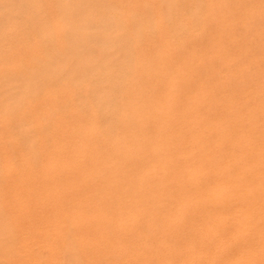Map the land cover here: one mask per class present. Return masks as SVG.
<instances>
[{
  "label": "bare ground",
  "instance_id": "obj_1",
  "mask_svg": "<svg viewBox=\"0 0 264 264\" xmlns=\"http://www.w3.org/2000/svg\"><path fill=\"white\" fill-rule=\"evenodd\" d=\"M53 2L0 34V264H264V61L225 1Z\"/></svg>",
  "mask_w": 264,
  "mask_h": 264
},
{
  "label": "rangeland",
  "instance_id": "obj_2",
  "mask_svg": "<svg viewBox=\"0 0 264 264\" xmlns=\"http://www.w3.org/2000/svg\"><path fill=\"white\" fill-rule=\"evenodd\" d=\"M15 1V2H14ZM27 0H24V3L26 2ZM223 1H225L224 3H221V8H220V12H221V15H220V20L221 21H224V22H221V24H222V26H226V28L228 29L229 27H230V29H228L229 31H228V34H227V32H225L224 34H223V39L224 40H226L227 39V36H228V39L230 40V44L233 46V45H236L238 42V45L237 46H234L233 48L231 47V49H230V51H229V54L231 53V54H234V48H240V54H239V56H238V59L240 60V61H243L244 59V61H246L247 59L249 60V59H251L250 57H253V59H259V60H262V61H264V0H223ZM23 2V0H20V2H19V0L18 1H16V0H13V1H11V3H13L12 5H13V7H14V12L13 13H16V15L17 16H14V17H12L13 19H10L9 21L7 20L6 22L4 21V23L2 24V25H0V34L2 33V31L3 30H7V29H9L10 28V26L11 25H14L15 27H16V30L14 31L15 33V35H16V39H17V37L19 38V40H22V39H27L29 36H31V34H32V30L31 31H29V29H27V28H25V15L23 14V10L21 9L22 8V6H24L23 4L24 3H22ZM38 2H41V3H44V5L45 6H49L47 9H48V11L51 13V14H48V12H47V14H48V16H50V17H56V16H58V14H55V12L57 13V11L56 10H54V8L52 7V5H54V4H52L51 5V3L53 2V0H49V1H47V0H38ZM11 3L9 4L8 2H7V0H0V17L2 16V14L5 16L6 14L8 15V13H6V12H9V8L8 7H10L11 6ZM49 3V4H48ZM54 3V2H53ZM228 3V4H227ZM6 6V8L8 9V10H6V8H5V6ZM17 5V6H16ZM51 5V6H50ZM216 5V4H215ZM224 5H226V6H224ZM2 6H4V7H2ZM8 6V7H7ZM224 6V7H223ZM12 6L10 7V9L12 10V8H13ZM50 7H52L53 8V10H52V8H50ZM209 7H210V5H208V6H205V12H207V16L208 15H210V12H211V10H209L208 11V9H209ZM225 7H226V9H225ZM3 8H5V9H3ZM207 8V9H206ZM5 12V13H2L3 11ZM53 11V12H52ZM215 11H217V10H215ZM225 11V12H224ZM209 12V13H208ZM227 12V13H226ZM226 13V14H225ZM52 14H53V16H52ZM212 14V13H211ZM215 14V13H214ZM222 14H224V16H222ZM6 15V16H7ZM205 16H206V13H205ZM226 16V17H225ZM228 16V17H227ZM8 17V16H7ZM17 17H20L19 19L17 18ZM233 17H235L234 19H233ZM210 18H212V17H209V21H210ZM227 18V19H226ZM224 19H226V20H224ZM230 21H229V20ZM231 21H232V23H233V25L234 26H232V25H230L231 24ZM211 22V21H210ZM210 22H208L207 23V25H208V28L210 27H212V26H215V24H213V23H210ZM15 23V24H14ZM213 24V25H212ZM225 24V25H224ZM236 24V25H235ZM212 25V26H211ZM228 25V26H227ZM235 27V28H234ZM239 29H238V28ZM245 27H247V28H245ZM212 28H214V27H212ZM237 28V30H235ZM244 29V30H243ZM246 29H248L249 31H251V32H249V34L247 35V33H248V30H246ZM257 29V30H256ZM261 29V30H260ZM232 30V31H231ZM247 32H246V31ZM253 30V31H252ZM234 31V32H233ZM235 31H238V33H240V32H242L243 33V31H245L243 34H244V36L240 33V36H239V34L237 33V32H235ZM258 31V33H256ZM262 31V32H261ZM208 33L209 31H207V30H205V33ZM31 33V34H30ZM206 33V34H207ZM238 35H237V34ZM252 35H251V34ZM253 33H254V35H253ZM263 33V34H262ZM206 34H205V36H206ZM232 34V35H231ZM246 34V35H245ZM225 35V36H224ZM256 35V36H255ZM258 35V36H257ZM239 36V37H238ZM242 36V37H241ZM247 36V37H246ZM248 36L250 37L249 39H248ZM260 36V37H259ZM207 38H206V42H205V45L207 46V44H208V41H209V44H208V46H207V48H210L209 47V45L211 44L210 43V36H209V33H208V35L206 36ZM245 37V38H244ZM256 39H255V38ZM231 38V39H230ZM237 38H238V40H237ZM240 38V39H239ZM252 38V40H250ZM260 38V39H259ZM244 39V40H243ZM223 40V41H224ZM235 40H236V42H235ZM243 42H242V41ZM247 40V41H246ZM252 42V43H250V41ZM257 40V41H256ZM262 42H261V41ZM233 41V42H232ZM238 41V42H237ZM245 41V42H244ZM256 41V42H255ZM259 41V42H258ZM261 42V43H260ZM232 43H234V44H232ZM242 43V44H241ZM247 43V44H246ZM263 43V44H262ZM49 45H50V47H46L45 49H46V52H50V51H52L53 49H52V44L51 43H48ZM47 44V45H48ZM253 44V45H252ZM13 45H15V43L13 44ZM16 45H17V42H16ZM247 45V46H246ZM258 45V46H257ZM242 46V47H241ZM243 46H244V48H243ZM260 47V48H259ZM263 47V48H262ZM54 48V47H53ZM253 48V49H252ZM50 49V50H49ZM260 49V51H258ZM4 51V50H3ZM251 51V52H250ZM233 52V53H232ZM253 53V56L251 55ZM256 53H258V54H256ZM259 53H260V55H259ZM245 55V56H244ZM247 55H249L248 56V58H247ZM255 56V57H254ZM240 57V58H239ZM242 57H245L244 59H242ZM242 59V60H241ZM0 60H1V58H0ZM11 60V59H10ZM247 60V61H248ZM252 60V59H251ZM5 73H8V72H5ZM252 73V72H251ZM251 73H250V75H251ZM255 73H253L252 75H254ZM1 129V128H0ZM2 178V175L0 174V179ZM4 217L3 216H1V214H0V225L1 224H3L4 223ZM2 222V223H1ZM1 235H3V234H1ZM3 238V237H2ZM3 249V247H2V242L0 243V252H1V250Z\"/></svg>",
  "mask_w": 264,
  "mask_h": 264
}]
</instances>
